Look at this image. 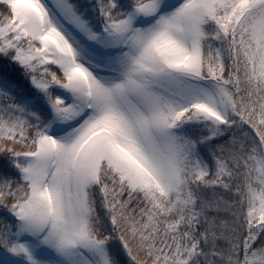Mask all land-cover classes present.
<instances>
[{
	"label": "snow or ice",
	"instance_id": "snow-or-ice-1",
	"mask_svg": "<svg viewBox=\"0 0 264 264\" xmlns=\"http://www.w3.org/2000/svg\"><path fill=\"white\" fill-rule=\"evenodd\" d=\"M0 264H264V0H0Z\"/></svg>",
	"mask_w": 264,
	"mask_h": 264
}]
</instances>
